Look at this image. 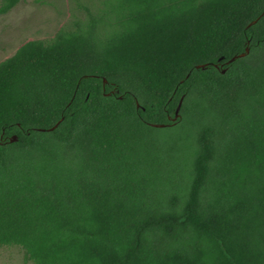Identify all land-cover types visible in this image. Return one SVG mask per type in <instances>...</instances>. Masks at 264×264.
I'll return each instance as SVG.
<instances>
[{"label": "trees", "instance_id": "obj_1", "mask_svg": "<svg viewBox=\"0 0 264 264\" xmlns=\"http://www.w3.org/2000/svg\"><path fill=\"white\" fill-rule=\"evenodd\" d=\"M99 1L0 62V246L33 264H264V0Z\"/></svg>", "mask_w": 264, "mask_h": 264}, {"label": "rangeland", "instance_id": "obj_2", "mask_svg": "<svg viewBox=\"0 0 264 264\" xmlns=\"http://www.w3.org/2000/svg\"><path fill=\"white\" fill-rule=\"evenodd\" d=\"M99 0H20L9 12L0 14V62L14 55L27 39L50 41L62 30L84 24ZM97 4V5H98ZM168 137V131H154ZM187 166L189 159L177 161ZM0 264H33L19 245L0 246Z\"/></svg>", "mask_w": 264, "mask_h": 264}, {"label": "water", "instance_id": "obj_3", "mask_svg": "<svg viewBox=\"0 0 264 264\" xmlns=\"http://www.w3.org/2000/svg\"><path fill=\"white\" fill-rule=\"evenodd\" d=\"M259 18H260V17H258L257 19L253 20L251 23H249L248 26H251L252 24L256 23V22L258 21ZM249 52H250V47L247 46L244 52H241V53H239V54L234 55V56L231 57L229 60H227V63L229 64V63L235 61V60H236L237 58H239V57H245ZM206 66H207V64H198V65H197V68H205ZM225 71H226V69H223V72H225ZM104 82H105V83L107 82V79H106V78H104ZM183 99H184V97H182V98L180 99L179 104H178V106H177V109H176V111H175V116L172 118L174 121H176V120H177L178 118H180V116H181V114H180V110H181V108H182ZM137 105H138V107L140 106L139 103H138ZM59 122H60V121H59ZM59 122H58L56 125H54V126H52L51 128H49L48 130H53V129H55L56 126L59 124ZM150 124L153 125V126H155V127H164V126L167 125V124H165V123H150ZM40 130H46V129H42V128H40ZM18 138H19L18 135H17V134H14V135L9 139V141L14 142V141H17Z\"/></svg>", "mask_w": 264, "mask_h": 264}]
</instances>
